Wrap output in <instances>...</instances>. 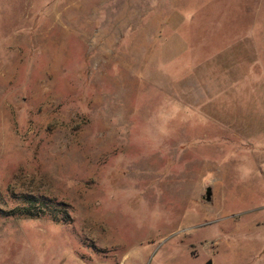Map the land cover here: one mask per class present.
I'll return each instance as SVG.
<instances>
[{
  "label": "rangeland",
  "instance_id": "obj_1",
  "mask_svg": "<svg viewBox=\"0 0 264 264\" xmlns=\"http://www.w3.org/2000/svg\"><path fill=\"white\" fill-rule=\"evenodd\" d=\"M209 261L264 264V0H0V264Z\"/></svg>",
  "mask_w": 264,
  "mask_h": 264
},
{
  "label": "water",
  "instance_id": "obj_2",
  "mask_svg": "<svg viewBox=\"0 0 264 264\" xmlns=\"http://www.w3.org/2000/svg\"><path fill=\"white\" fill-rule=\"evenodd\" d=\"M210 198H211V192L209 190L208 193H207V201H209ZM207 264H213V262L209 261Z\"/></svg>",
  "mask_w": 264,
  "mask_h": 264
},
{
  "label": "trees",
  "instance_id": "obj_3",
  "mask_svg": "<svg viewBox=\"0 0 264 264\" xmlns=\"http://www.w3.org/2000/svg\"><path fill=\"white\" fill-rule=\"evenodd\" d=\"M26 215H28V216H33V214H30V212L29 211H26ZM29 213V214H28Z\"/></svg>",
  "mask_w": 264,
  "mask_h": 264
}]
</instances>
